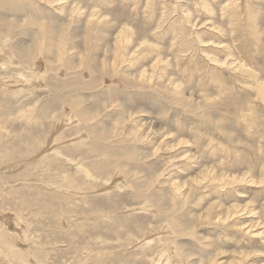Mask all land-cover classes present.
<instances>
[{
  "label": "rangeland",
  "instance_id": "1",
  "mask_svg": "<svg viewBox=\"0 0 264 264\" xmlns=\"http://www.w3.org/2000/svg\"><path fill=\"white\" fill-rule=\"evenodd\" d=\"M0 264H264V0H0Z\"/></svg>",
  "mask_w": 264,
  "mask_h": 264
},
{
  "label": "bare ground",
  "instance_id": "2",
  "mask_svg": "<svg viewBox=\"0 0 264 264\" xmlns=\"http://www.w3.org/2000/svg\"><path fill=\"white\" fill-rule=\"evenodd\" d=\"M186 229V228H185Z\"/></svg>",
  "mask_w": 264,
  "mask_h": 264
}]
</instances>
